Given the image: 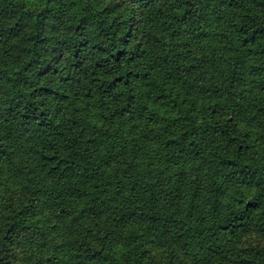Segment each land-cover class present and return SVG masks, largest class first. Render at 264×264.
<instances>
[{
	"label": "trees",
	"instance_id": "trees-1",
	"mask_svg": "<svg viewBox=\"0 0 264 264\" xmlns=\"http://www.w3.org/2000/svg\"><path fill=\"white\" fill-rule=\"evenodd\" d=\"M264 264V0H0V264Z\"/></svg>",
	"mask_w": 264,
	"mask_h": 264
},
{
	"label": "rangeland",
	"instance_id": "rangeland-1",
	"mask_svg": "<svg viewBox=\"0 0 264 264\" xmlns=\"http://www.w3.org/2000/svg\"><path fill=\"white\" fill-rule=\"evenodd\" d=\"M224 264H238L236 262H227V263H224Z\"/></svg>",
	"mask_w": 264,
	"mask_h": 264
}]
</instances>
